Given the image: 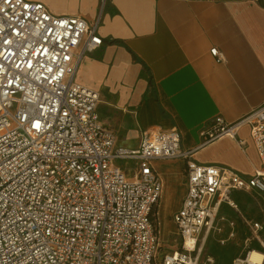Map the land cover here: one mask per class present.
<instances>
[{
  "label": "built area",
  "instance_id": "2783aa9c",
  "mask_svg": "<svg viewBox=\"0 0 264 264\" xmlns=\"http://www.w3.org/2000/svg\"><path fill=\"white\" fill-rule=\"evenodd\" d=\"M103 43L82 16L0 0V264H216L203 255L206 242L226 247L238 237V221L221 213L236 206L232 193L264 198V102L234 122L217 116L204 131L211 142L248 125L262 162L251 175L197 161L176 128L145 129L137 147H122L100 116V92L77 79L82 57ZM211 53L222 58L217 47ZM178 158L188 188L170 245L152 216L164 188L155 163ZM249 225L262 246L230 264H264L263 224Z\"/></svg>",
  "mask_w": 264,
  "mask_h": 264
},
{
  "label": "crops",
  "instance_id": "0c3cea01",
  "mask_svg": "<svg viewBox=\"0 0 264 264\" xmlns=\"http://www.w3.org/2000/svg\"><path fill=\"white\" fill-rule=\"evenodd\" d=\"M32 1L56 15L97 23L104 43L82 57L77 79L100 92V116L118 133L120 146L137 147L145 129L176 128L182 146L201 163L244 175L261 167L248 125L238 134L243 146L231 136L206 142L204 131L217 116L234 122L264 102V0ZM214 47L221 59L211 53ZM155 166L163 194L178 196L170 216L174 230L160 236L170 243L178 237L172 216L188 188L186 160Z\"/></svg>",
  "mask_w": 264,
  "mask_h": 264
},
{
  "label": "rangeland",
  "instance_id": "374dc122",
  "mask_svg": "<svg viewBox=\"0 0 264 264\" xmlns=\"http://www.w3.org/2000/svg\"><path fill=\"white\" fill-rule=\"evenodd\" d=\"M126 170L131 174V164L127 163ZM162 195L161 203L159 206L160 218V236L167 237L170 232L174 230V225L170 220L172 210L176 206L178 196L172 191H168ZM234 205L225 204L221 213L226 219L232 221L237 219L239 224L237 226L238 237L235 243L226 247L217 245L214 239H209L206 242V247L203 255H212L216 264H230V259L237 256L245 250V248L260 247V240L254 235L249 225L251 221H259L263 224L262 230L258 232L260 239L264 241V198L255 196L246 192H234L231 196ZM236 207V208H234ZM240 210L246 214V219L239 217ZM216 235V234H215ZM215 235H213L215 237ZM212 241V243H210ZM170 245H174L175 240L171 237ZM262 246V245H261Z\"/></svg>",
  "mask_w": 264,
  "mask_h": 264
},
{
  "label": "bare ground",
  "instance_id": "6f19581e",
  "mask_svg": "<svg viewBox=\"0 0 264 264\" xmlns=\"http://www.w3.org/2000/svg\"><path fill=\"white\" fill-rule=\"evenodd\" d=\"M251 257H252V260L254 261H262L263 255L257 252H254Z\"/></svg>",
  "mask_w": 264,
  "mask_h": 264
},
{
  "label": "trees",
  "instance_id": "16d2710c",
  "mask_svg": "<svg viewBox=\"0 0 264 264\" xmlns=\"http://www.w3.org/2000/svg\"><path fill=\"white\" fill-rule=\"evenodd\" d=\"M152 216H153V221L155 222V224H157V219H158V216H157V208H155L153 210Z\"/></svg>",
  "mask_w": 264,
  "mask_h": 264
}]
</instances>
